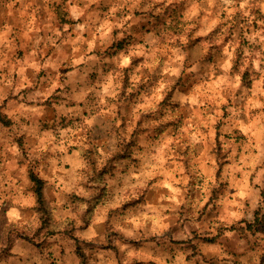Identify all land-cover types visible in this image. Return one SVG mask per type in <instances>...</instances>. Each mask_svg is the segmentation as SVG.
<instances>
[{"label": "clouds", "instance_id": "9594fccd", "mask_svg": "<svg viewBox=\"0 0 264 264\" xmlns=\"http://www.w3.org/2000/svg\"><path fill=\"white\" fill-rule=\"evenodd\" d=\"M0 264H264V0H0Z\"/></svg>", "mask_w": 264, "mask_h": 264}]
</instances>
